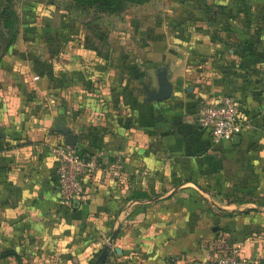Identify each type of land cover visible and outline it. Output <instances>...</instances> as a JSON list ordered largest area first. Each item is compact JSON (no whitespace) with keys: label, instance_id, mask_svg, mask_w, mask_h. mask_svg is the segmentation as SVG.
<instances>
[{"label":"crops","instance_id":"0c3cea01","mask_svg":"<svg viewBox=\"0 0 264 264\" xmlns=\"http://www.w3.org/2000/svg\"><path fill=\"white\" fill-rule=\"evenodd\" d=\"M149 1L117 25L25 23L0 52V264H205L223 245L264 264V0ZM159 69L169 96L148 101ZM224 94L234 143L194 121ZM63 129L103 156L71 210Z\"/></svg>","mask_w":264,"mask_h":264},{"label":"built area","instance_id":"2783aa9c","mask_svg":"<svg viewBox=\"0 0 264 264\" xmlns=\"http://www.w3.org/2000/svg\"><path fill=\"white\" fill-rule=\"evenodd\" d=\"M36 79V76H34ZM195 123L207 133L211 142L224 141L243 130L244 119L239 111L234 96L224 94L216 100L204 101L194 114ZM51 154L56 163L55 173L59 189V203L66 207L82 197L83 179L95 170L102 161V152L98 151L88 158L79 157L73 147L63 143L51 147ZM113 175L117 176L122 168L119 160L109 164ZM235 247L223 245L221 251L205 264H236Z\"/></svg>","mask_w":264,"mask_h":264},{"label":"rangeland","instance_id":"374dc122","mask_svg":"<svg viewBox=\"0 0 264 264\" xmlns=\"http://www.w3.org/2000/svg\"><path fill=\"white\" fill-rule=\"evenodd\" d=\"M151 1H154L152 3L154 5L161 0H150L149 2ZM117 3H120V0H117ZM121 3L124 8L119 13H109L96 6L86 7L77 4L73 0H0V6H7L14 14V25H16V29L20 28V30L26 25L25 23L27 25L29 23L30 26H39L44 23L52 25L60 15H64L69 21L83 22L87 19L100 24L108 22L117 25L118 22L122 23L128 18H132L131 15H134V11L143 5V3L135 4L127 1ZM27 25L25 27H28ZM2 29L4 30V28Z\"/></svg>","mask_w":264,"mask_h":264},{"label":"trees","instance_id":"16d2710c","mask_svg":"<svg viewBox=\"0 0 264 264\" xmlns=\"http://www.w3.org/2000/svg\"><path fill=\"white\" fill-rule=\"evenodd\" d=\"M73 1L77 4L86 7L92 5L100 8L102 11H106L109 13H116V12L118 13L124 8L122 7V3H121L122 1L140 4V3H145L148 0H120V3H117V0H73ZM14 22H15L14 14L9 10V8L7 6H0V52L5 51L13 43L15 39L17 29H16V25H14ZM2 28H4V30ZM65 208L67 210H71L73 208V205L66 206ZM7 254H9V252H2L0 253V257H4Z\"/></svg>","mask_w":264,"mask_h":264},{"label":"water","instance_id":"95a60500","mask_svg":"<svg viewBox=\"0 0 264 264\" xmlns=\"http://www.w3.org/2000/svg\"><path fill=\"white\" fill-rule=\"evenodd\" d=\"M157 91L149 90L147 92V100H164L169 96L170 93V86L166 81L165 76V69H159L157 70ZM62 133H64L63 136V144L74 147L76 142V135L72 134L68 131V129H63ZM238 140V135H235L231 138V142H235Z\"/></svg>","mask_w":264,"mask_h":264}]
</instances>
